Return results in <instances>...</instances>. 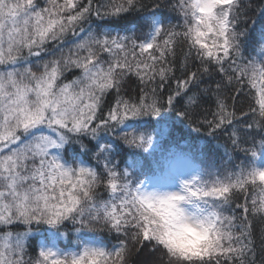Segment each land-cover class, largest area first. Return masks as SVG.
<instances>
[{
	"label": "snow or ice",
	"instance_id": "obj_1",
	"mask_svg": "<svg viewBox=\"0 0 264 264\" xmlns=\"http://www.w3.org/2000/svg\"><path fill=\"white\" fill-rule=\"evenodd\" d=\"M0 264H264V0H0Z\"/></svg>",
	"mask_w": 264,
	"mask_h": 264
},
{
	"label": "trees",
	"instance_id": "obj_2",
	"mask_svg": "<svg viewBox=\"0 0 264 264\" xmlns=\"http://www.w3.org/2000/svg\"><path fill=\"white\" fill-rule=\"evenodd\" d=\"M256 28H257V30H259L260 23H257ZM126 87H128L130 90H132V89H135L136 88V84H135L134 81H132V82H129V84L126 85ZM258 231H259V229H258Z\"/></svg>",
	"mask_w": 264,
	"mask_h": 264
}]
</instances>
